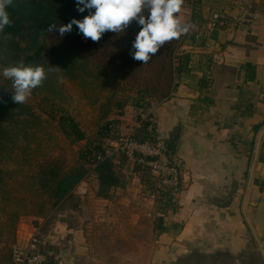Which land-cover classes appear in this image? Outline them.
Returning a JSON list of instances; mask_svg holds the SVG:
<instances>
[{
  "label": "rangeland",
  "instance_id": "rangeland-1",
  "mask_svg": "<svg viewBox=\"0 0 264 264\" xmlns=\"http://www.w3.org/2000/svg\"><path fill=\"white\" fill-rule=\"evenodd\" d=\"M86 15L87 10L79 12V20ZM133 25L123 34L106 32L98 43L85 40L77 29L63 37L53 32L40 39V66L47 79L23 104L29 114L12 122L0 119L6 134L0 142V264H13L11 251L18 234L24 236L33 227L48 233L57 221L81 231L89 248V264L235 263L234 257H213L198 250L180 255L173 244L161 252V234L169 231V226L180 229L176 220H185L175 215L183 165L170 147L176 134L166 132L168 138L162 134L161 117L155 110L171 95L178 78L175 73L189 62L181 51L177 53L173 40L147 64L133 60L130 51L139 29ZM58 44L72 51L75 62L69 63L68 70L49 71L55 67L50 51ZM25 57L22 52L17 57L3 56L0 72L4 67L26 64ZM7 88H11V81L0 76V95L11 99ZM61 116L76 122L85 134L83 141L72 143L64 135ZM121 139L147 142L155 149L164 142L165 158L178 169V192L166 182L167 174L162 176L157 169L119 154L114 163L120 184L107 198L98 197L96 175L80 159V153L88 147L100 152ZM84 163L88 174L74 189V198L56 205L51 191L56 180ZM85 181L86 193L78 194ZM160 224L162 229H158ZM175 235L169 236V242H175ZM251 259L264 261L261 253Z\"/></svg>",
  "mask_w": 264,
  "mask_h": 264
},
{
  "label": "crops",
  "instance_id": "crops-1",
  "mask_svg": "<svg viewBox=\"0 0 264 264\" xmlns=\"http://www.w3.org/2000/svg\"><path fill=\"white\" fill-rule=\"evenodd\" d=\"M252 2L260 19L241 25L236 0H200L196 14H179L194 32L203 33L216 13L227 25L182 46L189 65L175 73L171 95L155 110L162 134H176L170 147L183 165L175 215L185 220L161 234V252L173 244L180 255L198 250L264 264L251 259H264V0ZM41 234L48 264H89L80 230L57 221Z\"/></svg>",
  "mask_w": 264,
  "mask_h": 264
},
{
  "label": "clouds",
  "instance_id": "clouds-1",
  "mask_svg": "<svg viewBox=\"0 0 264 264\" xmlns=\"http://www.w3.org/2000/svg\"><path fill=\"white\" fill-rule=\"evenodd\" d=\"M15 0H0V35L6 28L13 26L8 9ZM185 0H76L77 11H88L82 20L71 19L67 24L51 23L48 33L58 32L61 37L73 31L75 25L78 34L85 40L98 43L106 32L123 34L135 23L139 31L132 42L130 55L135 61L147 64L166 42L179 39L194 28L191 22H182L180 13ZM61 70L50 67L51 70ZM0 76L11 81L12 102L24 104L33 90L40 87L47 79V72L42 66L19 63L4 67ZM0 103H6L0 97Z\"/></svg>",
  "mask_w": 264,
  "mask_h": 264
},
{
  "label": "trees",
  "instance_id": "trees-1",
  "mask_svg": "<svg viewBox=\"0 0 264 264\" xmlns=\"http://www.w3.org/2000/svg\"><path fill=\"white\" fill-rule=\"evenodd\" d=\"M199 2L200 0L195 1V6ZM8 11L14 23L12 27L5 29L3 35H0V60L3 56L17 57L18 53L22 52L26 56V65L32 66L41 65L39 43L40 39L48 33L47 29L51 23L59 25V23L67 24L73 18L79 20L76 0H15L14 5ZM194 11L196 14L197 11ZM131 27L139 28L137 25ZM76 29L74 25L73 30ZM131 30L136 32V29L130 28ZM177 40L174 39L173 41L177 43ZM50 58L53 66L59 67L63 71L71 67L69 63L75 62L72 51L63 44H58L51 49ZM0 97L6 101V103H0L1 120L12 122L18 116L29 114L28 109L23 104H15L12 99L1 95ZM60 125L64 135L72 143L81 142L85 139L84 132L72 118L61 116ZM4 133L5 130L0 125V142L6 135ZM98 149L86 148L81 151L80 159L92 167L94 157L99 153ZM87 174L88 170L84 163L72 172L59 177L51 190L56 199L55 204L73 199L74 189L85 180ZM94 174L99 186L97 196L100 198H107L109 192L120 184V178L115 171L114 160L107 159L99 163ZM162 226L160 224L158 229H162Z\"/></svg>",
  "mask_w": 264,
  "mask_h": 264
},
{
  "label": "built area",
  "instance_id": "built-area-1",
  "mask_svg": "<svg viewBox=\"0 0 264 264\" xmlns=\"http://www.w3.org/2000/svg\"><path fill=\"white\" fill-rule=\"evenodd\" d=\"M195 1L185 2L182 6V11L180 14L188 15L192 14L195 10ZM238 4L243 6V12L241 16L235 21L237 25L252 22L253 20L260 19V12L253 6L252 0H236ZM225 18L219 14H213L211 18L207 21L204 32L201 31L194 32L193 28L189 30L187 34H183L179 37L176 43V51L181 50L182 46L189 40L200 41L205 35L208 34L209 30H214L216 28H223L226 26ZM175 53V54H177ZM159 148L155 149L152 145L147 142H136L131 139H121L109 147L103 148L94 157V163L92 165V172H95L96 167L99 163L109 159L114 160L119 154L125 155L129 160L136 162L138 164H143L151 167L152 169H157L162 173V176L167 174L166 182L178 192L180 178L178 169L170 165L169 159L165 158V144L164 142L159 143ZM164 161L165 163L159 165V161ZM150 161V162H149ZM179 167V165H178ZM153 169V170H154ZM85 182H83L78 187V194L86 193V187H84ZM43 242L41 239V229L35 227L27 237H20L17 235V241L12 247L11 259L13 264H48L49 258L47 253L43 250Z\"/></svg>",
  "mask_w": 264,
  "mask_h": 264
}]
</instances>
